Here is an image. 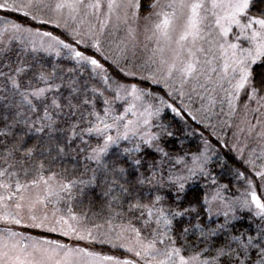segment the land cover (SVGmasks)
Masks as SVG:
<instances>
[{
    "label": "snow or ice",
    "instance_id": "obj_1",
    "mask_svg": "<svg viewBox=\"0 0 264 264\" xmlns=\"http://www.w3.org/2000/svg\"><path fill=\"white\" fill-rule=\"evenodd\" d=\"M0 13V264H264V0Z\"/></svg>",
    "mask_w": 264,
    "mask_h": 264
},
{
    "label": "rangeland",
    "instance_id": "obj_2",
    "mask_svg": "<svg viewBox=\"0 0 264 264\" xmlns=\"http://www.w3.org/2000/svg\"><path fill=\"white\" fill-rule=\"evenodd\" d=\"M0 14H2V13H0Z\"/></svg>",
    "mask_w": 264,
    "mask_h": 264
}]
</instances>
